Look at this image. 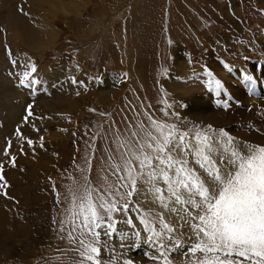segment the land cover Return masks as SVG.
I'll use <instances>...</instances> for the list:
<instances>
[{"label":"rangeland","instance_id":"obj_1","mask_svg":"<svg viewBox=\"0 0 264 264\" xmlns=\"http://www.w3.org/2000/svg\"><path fill=\"white\" fill-rule=\"evenodd\" d=\"M28 63L39 83L21 87ZM146 113L264 145V0H0V264L79 259L59 231L68 189L85 174L102 183L108 154L119 162L123 151L117 138L148 126ZM181 233L190 243L186 225ZM146 252L127 256L154 264Z\"/></svg>","mask_w":264,"mask_h":264},{"label":"snow or ice","instance_id":"obj_2","mask_svg":"<svg viewBox=\"0 0 264 264\" xmlns=\"http://www.w3.org/2000/svg\"><path fill=\"white\" fill-rule=\"evenodd\" d=\"M21 67L19 86L39 83L29 82L33 63ZM244 78L250 88L256 82L252 75ZM209 83L221 88L218 79ZM163 104L165 117L176 115L167 100ZM146 115L148 126L138 123L131 138H117L123 151L119 162L108 154L102 183L85 174L83 183L68 189L69 215L59 231L67 228L66 238L79 255L71 264H134L127 252L142 245L151 249L145 255L154 264H174L173 254L184 249V264H264V145L240 141L224 128L184 130ZM87 165L82 173L91 171L90 159ZM185 225L190 243L177 235Z\"/></svg>","mask_w":264,"mask_h":264},{"label":"crops","instance_id":"obj_3","mask_svg":"<svg viewBox=\"0 0 264 264\" xmlns=\"http://www.w3.org/2000/svg\"><path fill=\"white\" fill-rule=\"evenodd\" d=\"M217 67H219V65H217ZM248 68H249V66H248ZM252 68V67H251ZM254 71V70H253ZM254 75H255V71H254ZM244 76H246V74L244 75ZM256 77V76H255ZM214 78V77H213ZM233 93H234V95H237L238 94V91L237 90H233Z\"/></svg>","mask_w":264,"mask_h":264}]
</instances>
